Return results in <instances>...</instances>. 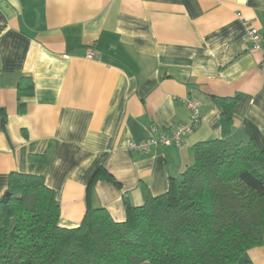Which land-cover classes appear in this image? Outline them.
Listing matches in <instances>:
<instances>
[{"label":"crops","instance_id":"1","mask_svg":"<svg viewBox=\"0 0 264 264\" xmlns=\"http://www.w3.org/2000/svg\"><path fill=\"white\" fill-rule=\"evenodd\" d=\"M246 21L264 41V0H0V198L9 173L40 175L61 227H77L89 206L122 222L125 199L141 206L143 184L166 192L192 145L222 136L213 97L241 94L231 138L264 149V63ZM22 77L34 84L23 113ZM189 99L200 122L187 146L129 150L151 126L169 134L186 122ZM99 168L120 187H89ZM244 258L264 264V247Z\"/></svg>","mask_w":264,"mask_h":264},{"label":"trees","instance_id":"2","mask_svg":"<svg viewBox=\"0 0 264 264\" xmlns=\"http://www.w3.org/2000/svg\"><path fill=\"white\" fill-rule=\"evenodd\" d=\"M33 93L32 79L22 77L19 112ZM213 100L222 136L193 144L192 163L169 178L166 192L154 196L143 184L141 206L125 199L122 222L89 206L77 227H61L60 203L44 177L9 173L0 264H249L246 251L264 247V149L231 138L240 93ZM99 180L120 187L103 168L89 187Z\"/></svg>","mask_w":264,"mask_h":264},{"label":"built area","instance_id":"3","mask_svg":"<svg viewBox=\"0 0 264 264\" xmlns=\"http://www.w3.org/2000/svg\"><path fill=\"white\" fill-rule=\"evenodd\" d=\"M243 25L251 50L258 51L262 55V61L264 63V41L260 30L248 21L244 22ZM93 57L94 54L92 52L87 54V58L92 59ZM187 108L189 110V119L186 122L175 125L171 128L169 134L163 129L161 130L155 126H151L148 128L147 136L144 140L140 142H129V150L149 152L152 148L159 149L161 146H187V137L194 132L200 122L199 104L189 99L187 100Z\"/></svg>","mask_w":264,"mask_h":264},{"label":"water","instance_id":"4","mask_svg":"<svg viewBox=\"0 0 264 264\" xmlns=\"http://www.w3.org/2000/svg\"><path fill=\"white\" fill-rule=\"evenodd\" d=\"M8 196H9V194H8V193H5V194H4V197H8Z\"/></svg>","mask_w":264,"mask_h":264},{"label":"rangeland","instance_id":"5","mask_svg":"<svg viewBox=\"0 0 264 264\" xmlns=\"http://www.w3.org/2000/svg\"><path fill=\"white\" fill-rule=\"evenodd\" d=\"M258 52V51H257ZM262 56V55H261Z\"/></svg>","mask_w":264,"mask_h":264}]
</instances>
